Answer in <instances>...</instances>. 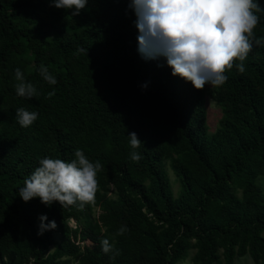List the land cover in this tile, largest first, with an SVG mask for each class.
I'll use <instances>...</instances> for the list:
<instances>
[{
  "label": "trees",
  "instance_id": "16d2710c",
  "mask_svg": "<svg viewBox=\"0 0 264 264\" xmlns=\"http://www.w3.org/2000/svg\"><path fill=\"white\" fill-rule=\"evenodd\" d=\"M50 3L0 0V264H264V12L253 9V47L227 80L195 90L138 54L128 0H88L75 16ZM16 68L37 90L30 99L16 95ZM205 97L220 111L213 132ZM19 107L38 112L29 127ZM77 149L101 165L94 201L20 199L41 159L70 162ZM42 214L57 226L38 235ZM105 238L114 252H102Z\"/></svg>",
  "mask_w": 264,
  "mask_h": 264
},
{
  "label": "clouds",
  "instance_id": "9594fccd",
  "mask_svg": "<svg viewBox=\"0 0 264 264\" xmlns=\"http://www.w3.org/2000/svg\"><path fill=\"white\" fill-rule=\"evenodd\" d=\"M88 0H51L50 6L73 16L85 9ZM127 9L134 16L133 26L137 32V52L145 60H163L173 77L190 82L193 89L201 90L206 85L218 86L227 80L225 68L233 66L234 58L243 61L253 44L249 39L260 17L253 12H264L259 0H128ZM259 43V41H257ZM244 71V64L235 65ZM43 79L50 85L56 78L46 66L39 69ZM16 95L26 99L36 94L33 84L25 82L20 68L14 70ZM147 83L141 85L147 88ZM54 95L53 92L48 93ZM38 118L37 111L25 107L16 110V120L21 127H29ZM128 142L133 151L130 159L140 161L142 155L135 151L142 142L135 132H130ZM70 162L45 157L39 166L25 179L19 189L23 202L38 198L45 206L53 202L68 207L79 202L94 201L97 191L99 161L93 163L77 149ZM80 206H83L81 203ZM38 235L56 228L55 220L46 214L38 217ZM47 221V223H45ZM69 223L75 226L74 219ZM126 228L121 227L122 234ZM104 253L114 252L109 239L101 242ZM115 251V255H118Z\"/></svg>",
  "mask_w": 264,
  "mask_h": 264
},
{
  "label": "rangeland",
  "instance_id": "374dc122",
  "mask_svg": "<svg viewBox=\"0 0 264 264\" xmlns=\"http://www.w3.org/2000/svg\"><path fill=\"white\" fill-rule=\"evenodd\" d=\"M205 108H206V120L207 126L209 127V132H213L216 128L217 121L220 118V111L218 107L211 101L208 97H205ZM167 176L171 183V189L175 195L179 191V180L178 177L172 172V170L167 168ZM257 185L262 189L264 194V176H260L257 180ZM88 243V242H86ZM189 264V263H184ZM235 264H253L248 256L243 258H237Z\"/></svg>",
  "mask_w": 264,
  "mask_h": 264
}]
</instances>
